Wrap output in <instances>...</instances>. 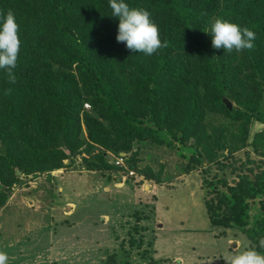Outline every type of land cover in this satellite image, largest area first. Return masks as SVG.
<instances>
[{
  "label": "trees",
  "instance_id": "obj_1",
  "mask_svg": "<svg viewBox=\"0 0 264 264\" xmlns=\"http://www.w3.org/2000/svg\"><path fill=\"white\" fill-rule=\"evenodd\" d=\"M126 2L148 10L158 26L163 46L150 56L115 40L118 21L108 0H0V12H14L22 41L16 82L0 71V211L22 177L64 169L74 156L88 155L91 172L135 171L136 145L178 142L189 153L187 173L203 156L223 171L212 177L211 165L203 171L211 226L240 229L264 251V129L249 141L253 123L264 124V0ZM217 17L251 29L253 47L213 49L207 33ZM249 146L260 166L235 157ZM107 152L129 154L126 167L109 164ZM229 168L233 179L224 173ZM143 175L162 181L150 168ZM258 199L260 210L251 216ZM130 236L132 248L145 244ZM141 258L160 263L147 249ZM116 263L112 255L107 264Z\"/></svg>",
  "mask_w": 264,
  "mask_h": 264
},
{
  "label": "rangeland",
  "instance_id": "obj_2",
  "mask_svg": "<svg viewBox=\"0 0 264 264\" xmlns=\"http://www.w3.org/2000/svg\"><path fill=\"white\" fill-rule=\"evenodd\" d=\"M263 129L264 124L253 123L249 141ZM136 148L141 162L134 176L127 168L88 171L83 158L89 156L80 154L66 160L59 172L22 177L0 211V250L8 254L7 264H107L112 255L116 264H149L141 258L146 249L159 264H225L222 258L230 251L253 247L240 229L211 226L203 171L210 165L209 177L223 171L206 156L197 171L187 173L184 155L189 153L178 142ZM107 155L114 165V155ZM235 157L240 163L254 161L247 167L263 161L252 146ZM146 168L161 174L160 184L145 179ZM224 173L235 177L231 168ZM260 205V199L252 203L251 216ZM138 225L141 231L134 230ZM130 235L145 244L132 248Z\"/></svg>",
  "mask_w": 264,
  "mask_h": 264
},
{
  "label": "clouds",
  "instance_id": "obj_3",
  "mask_svg": "<svg viewBox=\"0 0 264 264\" xmlns=\"http://www.w3.org/2000/svg\"><path fill=\"white\" fill-rule=\"evenodd\" d=\"M110 17L118 21L115 40L123 43L126 49L134 53L150 56L160 47L159 29L148 10L132 7L126 0H108ZM213 49L239 52L253 47L255 33L238 23L217 17L210 22L208 33ZM22 41L19 36V25L12 10L0 12V71L14 84L18 55ZM122 154V153H121ZM259 244L264 248V237ZM225 264H264V251L247 247L240 251H230L222 258ZM8 254L0 250V264H7Z\"/></svg>",
  "mask_w": 264,
  "mask_h": 264
},
{
  "label": "built area",
  "instance_id": "obj_4",
  "mask_svg": "<svg viewBox=\"0 0 264 264\" xmlns=\"http://www.w3.org/2000/svg\"><path fill=\"white\" fill-rule=\"evenodd\" d=\"M84 108L86 110H90L91 106L88 103L84 104ZM114 160L113 163L116 166H123L126 167V158L128 157V155L126 153H122L120 155H114ZM130 176H134L135 172L134 171H129Z\"/></svg>",
  "mask_w": 264,
  "mask_h": 264
},
{
  "label": "water",
  "instance_id": "obj_5",
  "mask_svg": "<svg viewBox=\"0 0 264 264\" xmlns=\"http://www.w3.org/2000/svg\"><path fill=\"white\" fill-rule=\"evenodd\" d=\"M223 101H224L225 105H227V107H228L230 110L233 109V103H232L230 100H228V99H224ZM17 174H18V175H21V172H20L19 170H17Z\"/></svg>",
  "mask_w": 264,
  "mask_h": 264
},
{
  "label": "crops",
  "instance_id": "obj_6",
  "mask_svg": "<svg viewBox=\"0 0 264 264\" xmlns=\"http://www.w3.org/2000/svg\"><path fill=\"white\" fill-rule=\"evenodd\" d=\"M61 171V170H58V172ZM57 172V171H56Z\"/></svg>",
  "mask_w": 264,
  "mask_h": 264
}]
</instances>
